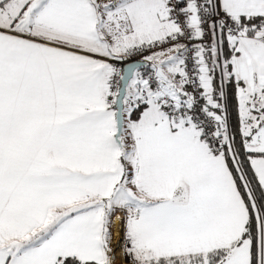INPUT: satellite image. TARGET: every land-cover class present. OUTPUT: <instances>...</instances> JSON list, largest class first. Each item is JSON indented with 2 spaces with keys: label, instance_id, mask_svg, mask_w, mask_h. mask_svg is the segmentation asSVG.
<instances>
[{
  "label": "snow or ice",
  "instance_id": "obj_1",
  "mask_svg": "<svg viewBox=\"0 0 264 264\" xmlns=\"http://www.w3.org/2000/svg\"><path fill=\"white\" fill-rule=\"evenodd\" d=\"M118 259L264 264V0H0V264Z\"/></svg>",
  "mask_w": 264,
  "mask_h": 264
},
{
  "label": "rangeland",
  "instance_id": "obj_2",
  "mask_svg": "<svg viewBox=\"0 0 264 264\" xmlns=\"http://www.w3.org/2000/svg\"><path fill=\"white\" fill-rule=\"evenodd\" d=\"M120 230H119V227H117V229H116V238L118 239L119 237H120ZM116 264H127V262L125 261V260H120V259H118L117 261H116Z\"/></svg>",
  "mask_w": 264,
  "mask_h": 264
},
{
  "label": "crops",
  "instance_id": "obj_3",
  "mask_svg": "<svg viewBox=\"0 0 264 264\" xmlns=\"http://www.w3.org/2000/svg\"><path fill=\"white\" fill-rule=\"evenodd\" d=\"M119 254V253H118Z\"/></svg>",
  "mask_w": 264,
  "mask_h": 264
},
{
  "label": "trees",
  "instance_id": "obj_4",
  "mask_svg": "<svg viewBox=\"0 0 264 264\" xmlns=\"http://www.w3.org/2000/svg\"><path fill=\"white\" fill-rule=\"evenodd\" d=\"M234 103V102H233Z\"/></svg>",
  "mask_w": 264,
  "mask_h": 264
}]
</instances>
